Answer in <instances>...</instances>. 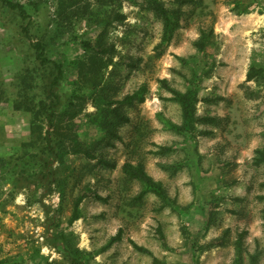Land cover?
Masks as SVG:
<instances>
[{
    "label": "rangeland",
    "instance_id": "374dc122",
    "mask_svg": "<svg viewBox=\"0 0 264 264\" xmlns=\"http://www.w3.org/2000/svg\"><path fill=\"white\" fill-rule=\"evenodd\" d=\"M18 1L28 17L0 4V264H69L74 247L96 264H235L242 231L243 264H264V162H254L264 149V77L246 80L252 65L264 67V0ZM157 1L179 22L162 54ZM32 40L64 67L54 171L44 166L53 157L38 116L51 69ZM163 78L198 88L197 114L219 117L199 124L211 134L192 142L164 127L159 113L179 124L183 114ZM144 83L145 101L119 102ZM157 144L174 149L155 154ZM140 160L172 205L154 193L138 198L142 185L122 166ZM178 161L176 172L160 165ZM82 193V216L69 224ZM227 228V243L214 244ZM62 233L66 241L54 239Z\"/></svg>",
    "mask_w": 264,
    "mask_h": 264
},
{
    "label": "trees",
    "instance_id": "16d2710c",
    "mask_svg": "<svg viewBox=\"0 0 264 264\" xmlns=\"http://www.w3.org/2000/svg\"><path fill=\"white\" fill-rule=\"evenodd\" d=\"M0 4L11 10L17 11L20 14V16L24 18L29 16L25 4L19 2L18 0H0ZM155 8L158 11V13L161 15L164 24L162 39L160 43H158V45L156 46V48L159 50V53L162 54L165 50V46L170 42L173 32L176 29V27L179 25V22L173 17V14L159 1H157ZM25 32L27 36L30 37L28 27H25ZM30 43L35 51V57L40 62V64L51 69L50 70L51 75L49 77L48 85L46 88V93H47L46 95L47 97L50 98V100L48 102L40 101L39 104L40 110L38 111L39 113L38 116L42 114L49 127L45 134V148L47 154L53 157V159L45 160L44 166L54 171L55 167L53 166V163L55 162V157H60V154L58 152V148L55 142L53 130L56 124L55 119L62 104V98L59 92V86L64 77V67L61 62L52 59L47 55L46 45L43 41L32 40V42ZM204 47L205 46L202 45V48ZM260 77H264V67L252 65L247 73L246 80L247 81L258 80ZM159 80L161 82L162 87L172 92L173 94L172 98L180 103L183 114V122L179 124L173 121L171 118L165 116L164 114L159 113L160 120L164 123V127L166 129L175 131L179 134L185 135L192 142H196L198 135L211 134L212 132L209 129H201L199 127V124L215 123L216 121L219 120V117L208 114L200 116L197 114V103L199 101L198 88L189 86L185 91H182L172 86L169 83L168 79L166 78ZM146 92H147V84L144 83L134 93L126 95L123 98V100H119V102L127 104L128 106L134 105L135 99H137V101L143 102L146 99L145 96ZM204 100L214 101L216 99L205 98ZM109 102L112 103L113 101L109 100ZM98 106H102V104L98 103ZM113 111L115 113V117H117L116 119H121V121L129 120L127 116L120 114L119 109L115 108L113 109ZM157 147L158 149L151 152L155 154L164 155L171 152L174 149L173 146L167 144H157ZM255 151L259 155L254 157V162L257 164L264 162V149L257 148ZM99 161L104 165L115 167V164L109 162V160H106L104 158L99 159ZM160 165L163 168L170 169L172 172H176L179 168L183 166V162L178 161L174 163H160ZM122 169L126 176H128L131 179L138 180L141 183L142 188L140 190V193L138 194V198H142L148 193H154L164 201V204L161 207H164L166 206V204L169 203L171 205L173 204V202L169 197L168 191L164 187L162 181L156 180L150 173H148V171L145 168V163L143 162V160H140L137 163H134L132 161H126L123 164ZM51 177H52V173L50 172L43 173V179L49 180ZM50 186H52V182ZM87 195L88 193H82L77 197L75 204L73 206L72 214L68 220L69 224H72L73 222L81 218L82 215H81L80 205L81 202L87 197ZM95 196L98 198H102L101 195L96 193ZM229 232L230 229L227 228L224 231L223 236L218 238L216 241H213V243L216 245H225L227 243L226 237L229 234ZM245 234L246 231L239 232L237 239L235 240V250H236L235 264H243L244 262L245 249H244L243 239ZM122 235H123V231L122 229H120L117 234L111 236V238L102 247V249L105 250L115 242L121 240ZM54 239H62V240L64 239V241H66V234L65 233L54 234ZM132 243L137 250L141 252L150 253V250L146 246L139 245L133 240ZM68 250H69V256H68L69 264H96V261L93 259L91 253L88 254L82 251L78 247L70 248ZM195 252L196 250H194V253ZM253 260L254 261L256 260L255 256L253 257ZM154 261L155 263H158L159 259L155 258Z\"/></svg>",
    "mask_w": 264,
    "mask_h": 264
}]
</instances>
